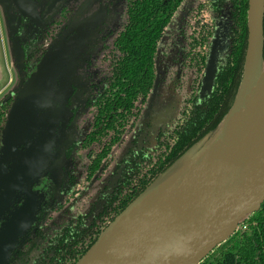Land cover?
Returning <instances> with one entry per match:
<instances>
[{"label":"trees","instance_id":"obj_1","mask_svg":"<svg viewBox=\"0 0 264 264\" xmlns=\"http://www.w3.org/2000/svg\"><path fill=\"white\" fill-rule=\"evenodd\" d=\"M85 1L34 0L42 28L30 34L28 15L18 25L25 60L21 70L15 65L14 83L0 97V151L23 82L46 53L95 17L63 78L51 157L27 184L39 199L35 219L7 264H77L113 224L221 132L244 78L249 0H190L180 19L179 66L169 70L164 84L169 116L151 127L149 114L139 121L141 107L159 85L158 43L184 0H89L81 9ZM115 7L121 14L116 24ZM220 20L226 25L224 47L215 51L212 83L202 92ZM259 60L264 61V0ZM81 71L88 128L74 135L79 86L73 76ZM121 143L119 156L109 163ZM24 196L18 192L12 207ZM238 224L198 264H264V199Z\"/></svg>","mask_w":264,"mask_h":264},{"label":"water","instance_id":"obj_2","mask_svg":"<svg viewBox=\"0 0 264 264\" xmlns=\"http://www.w3.org/2000/svg\"><path fill=\"white\" fill-rule=\"evenodd\" d=\"M5 3L15 62L24 66L23 49L15 34L14 6ZM22 14H37L34 0H13ZM249 44L244 78L221 132L156 190L113 224L77 264H198L224 241L247 212L264 199V64L259 60L261 28ZM84 29L65 38L46 53L12 103L0 151V264H7L20 239L31 227L39 199L27 184L47 164L59 127L56 111L64 77L82 40ZM253 50V52H251ZM212 47L201 91L210 88L214 72ZM261 65L254 83L247 69ZM243 96L239 114L229 115ZM50 124L44 127L47 121ZM7 165V168H5ZM24 193L14 209L13 199Z\"/></svg>","mask_w":264,"mask_h":264},{"label":"rangeland","instance_id":"obj_3","mask_svg":"<svg viewBox=\"0 0 264 264\" xmlns=\"http://www.w3.org/2000/svg\"><path fill=\"white\" fill-rule=\"evenodd\" d=\"M190 0H184L180 7H182L180 13L172 18V21L167 25L162 38L158 43V51L159 53L156 54L157 63L160 70V78H159V85L157 84L155 87L152 88L150 94L148 95V100L145 102L141 107V112L139 116V121L146 118L149 114V121L151 127L157 125L162 119H165L169 116V106L170 104L167 101V92L168 89L165 90V82L168 80L169 77V70L178 68L179 66V55H180V22L182 19L181 15H184L183 10L187 8L189 5ZM184 7V8H183ZM118 7H115L116 12L113 13L112 18L115 19V24L117 20L120 19V12L117 11ZM226 34V25L223 20H220L216 31L212 38V47L217 51L224 47V38ZM9 39V29H8V14L6 13L5 3L0 2V49L2 54V65L4 64V80L1 82L0 86L1 90L6 91L11 87L14 83L16 78V63L15 58L13 56V47L12 41ZM5 57V58H4ZM4 59H6L4 61ZM253 60L251 64L248 65L249 68L247 69V83H254L256 79L259 68L261 65L253 64ZM264 61L262 62V65ZM85 76V73L81 71V73H75L73 76L74 81L78 84L79 88L76 91L74 96V102L79 105L78 113L70 129H73L74 134L81 131L80 133H84L85 130L88 128L87 122L88 118L86 119L85 116L82 117L83 114H86L87 107L83 106L82 103V95L84 91L87 90L86 80L82 79ZM172 99V98H170ZM175 101V98H173ZM165 103V104H164ZM128 137V134L127 136ZM127 138L124 140L126 141ZM123 144H119V146L115 147L111 152V158L109 159V163H113L120 154V150L123 148ZM91 191L90 193H92ZM83 203L78 205L76 208L81 209ZM240 224H238L239 226ZM237 226V227H238ZM218 248L215 247V250Z\"/></svg>","mask_w":264,"mask_h":264},{"label":"flooded vegetation","instance_id":"obj_4","mask_svg":"<svg viewBox=\"0 0 264 264\" xmlns=\"http://www.w3.org/2000/svg\"><path fill=\"white\" fill-rule=\"evenodd\" d=\"M11 3H12V5L14 6V10H12L11 12L12 13H14V15H15V20H14V25L16 26V32H15V34L16 35H18L17 34V29H18V25L20 24V22H21V18H22V16H24V15H28V16H30L31 18V24L28 26V28H27V31H29L30 32V34H33V33H35L36 31H38L39 29H41L42 28V19H41V17H40V15H39V12H38V8H37V6H36V8H37V14L35 15V14H33L32 16L30 15V14H22L21 13V11L19 10V8L14 4V2H13V0H9ZM35 3V2H34ZM88 3H89V0H87V1H85V3L82 5V7H81V9H84L87 5H88ZM35 5H36V3H35ZM113 10V9H112ZM97 12V11H96ZM112 12V11H111ZM113 13V12H112ZM96 15V14H95ZM94 18L95 17H93L92 19L93 20H90V21H88V22H83V23H81V24H79L78 25V28L76 29V31H73L72 32V34L71 35H74V34H77L78 33V29H82V28H84V27H86V29H84L85 31H84V34H83V36H82V39L85 37V35L89 32V30H90V25H91V23H92V21H94ZM8 29H9V27H8ZM9 31H10V29H9ZM70 35V36H71ZM70 36H68V37H66V39L67 38H69ZM12 37V36H11ZM18 37H19V39H20V44H21V38H20V36L18 35ZM11 41L13 42V37L11 38ZM21 47H22V45H21ZM23 49V48H22ZM15 58V57H14ZM24 60H25V58H24ZM36 68V67H35ZM71 130L73 131V129L71 128ZM80 132L81 131H79V132H77L76 134H80ZM73 134H74V132H73ZM75 135V134H74ZM5 168H7V165H5ZM11 208L13 209V208H15V207H12L11 206ZM0 216H3V219H5V217L7 216V212H5L4 214H0Z\"/></svg>","mask_w":264,"mask_h":264},{"label":"bare ground","instance_id":"obj_5","mask_svg":"<svg viewBox=\"0 0 264 264\" xmlns=\"http://www.w3.org/2000/svg\"><path fill=\"white\" fill-rule=\"evenodd\" d=\"M251 3V10L250 14L257 20L256 23H253V31H252V40L254 36H258L260 33L261 28V0H250ZM253 52V50H251ZM243 100V96H239L236 102V106L232 110L231 114L229 115V121H233L236 119L237 115L240 111V106Z\"/></svg>","mask_w":264,"mask_h":264},{"label":"crops","instance_id":"obj_6","mask_svg":"<svg viewBox=\"0 0 264 264\" xmlns=\"http://www.w3.org/2000/svg\"><path fill=\"white\" fill-rule=\"evenodd\" d=\"M2 52H1V49H0V84H1V82H3V80H4V77H3V75H4V64L2 65V54H1ZM5 58V57H4ZM6 59H4V61H5ZM1 87L2 86H0V97L3 95V93L5 92L4 90H1Z\"/></svg>","mask_w":264,"mask_h":264}]
</instances>
